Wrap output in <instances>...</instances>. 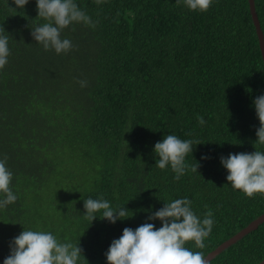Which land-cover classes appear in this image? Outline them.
<instances>
[{
    "label": "trees",
    "instance_id": "trees-1",
    "mask_svg": "<svg viewBox=\"0 0 264 264\" xmlns=\"http://www.w3.org/2000/svg\"><path fill=\"white\" fill-rule=\"evenodd\" d=\"M74 2L98 23L64 29L75 47L56 54L31 36L47 22L36 0L23 9L0 0L11 52L0 70V159L8 157L18 196L0 209V264L24 229L79 243L78 264H107L105 252L125 227H161L147 217L183 197L201 219L205 205L215 214L206 246L186 244L206 256L264 213V195L234 190L220 162L229 153L264 152L253 104L264 94V63L248 0H213L206 12L176 0ZM254 9L264 39V0ZM168 134L202 142L186 157L198 171L179 181L170 166H156L154 145ZM89 197L124 206L130 217L113 224L98 212L91 222L83 207ZM263 259L264 221L209 262Z\"/></svg>",
    "mask_w": 264,
    "mask_h": 264
},
{
    "label": "clouds",
    "instance_id": "clouds-1",
    "mask_svg": "<svg viewBox=\"0 0 264 264\" xmlns=\"http://www.w3.org/2000/svg\"><path fill=\"white\" fill-rule=\"evenodd\" d=\"M104 0H96V4ZM29 0H14L17 8H24ZM183 3L190 11L206 12L213 0H176ZM37 17L45 23L31 28L34 41L41 44L45 51L54 50L56 54H67L74 49L72 41L62 38L61 33L74 23H82L95 28L98 21H93L74 0H36ZM0 29V70L8 63L10 48L9 37ZM80 86L86 87V80H79ZM259 127L256 129L258 144L264 145V94L253 100ZM198 122L205 123L203 117H197ZM192 135V133H188ZM202 143L199 140L181 139L168 134L154 145V153L159 157L156 166L161 170L168 166L175 173L174 179L179 181L187 171L197 172L200 164H189L186 157L192 154L194 145ZM207 155L201 159H209ZM8 157L0 159V209L14 204L18 196L12 190L13 173L7 167ZM220 162L227 170L226 180L234 190H239L248 198L256 194L264 195V152L229 153L221 156ZM192 200L188 197L165 202L163 206L152 212L147 220L159 219L162 226L157 228L153 223L144 222L135 229L125 227L119 238L112 240L105 252L107 264H210L201 251H193L186 247L188 242H194L195 247L203 249L204 240L211 234L215 224L214 212L208 205L201 219L192 209ZM85 216L91 222L97 218L96 213H102L101 219L110 223L130 217L127 209L113 208L103 197H89L84 200ZM10 254L3 264H78L83 249L78 244L62 242L50 231L23 230L9 243Z\"/></svg>",
    "mask_w": 264,
    "mask_h": 264
},
{
    "label": "water",
    "instance_id": "water-1",
    "mask_svg": "<svg viewBox=\"0 0 264 264\" xmlns=\"http://www.w3.org/2000/svg\"><path fill=\"white\" fill-rule=\"evenodd\" d=\"M249 2V7H250V11H251V16L253 19V22L255 24L256 27V31L258 34V38H259V45H260V49H261V54H262V58H263V63H264V39H263V34L262 31L260 29L259 26V21L257 19V15L255 13V9H254V0H248ZM264 221V213H262L261 215H259L256 219L252 220L247 226H245L244 228H242L240 231H238L235 235H233L232 237H230L229 239L223 241L221 244H219L216 248H214L213 250H211L210 252H208L206 254V259L208 261H210L213 257H215L219 252H221L224 248H226L227 246H229L230 244L234 243L235 241H237L238 239H240L242 236H244L246 233L250 232L251 230L255 229L258 227V225L260 223H262ZM258 264H264V259L261 260Z\"/></svg>",
    "mask_w": 264,
    "mask_h": 264
}]
</instances>
